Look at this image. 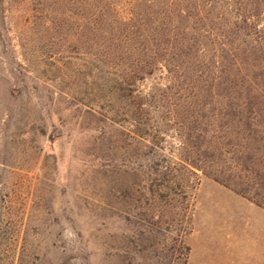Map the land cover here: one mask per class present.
<instances>
[{
  "label": "rangeland",
  "instance_id": "1",
  "mask_svg": "<svg viewBox=\"0 0 264 264\" xmlns=\"http://www.w3.org/2000/svg\"><path fill=\"white\" fill-rule=\"evenodd\" d=\"M55 1L0 0V264H187L195 218H264L179 159L173 123L134 134ZM111 1L127 19L148 0Z\"/></svg>",
  "mask_w": 264,
  "mask_h": 264
},
{
  "label": "trees",
  "instance_id": "2",
  "mask_svg": "<svg viewBox=\"0 0 264 264\" xmlns=\"http://www.w3.org/2000/svg\"><path fill=\"white\" fill-rule=\"evenodd\" d=\"M63 2L85 41L72 53L129 104L134 134L173 123L185 165L264 209V0H148L127 19L111 0Z\"/></svg>",
  "mask_w": 264,
  "mask_h": 264
},
{
  "label": "crops",
  "instance_id": "3",
  "mask_svg": "<svg viewBox=\"0 0 264 264\" xmlns=\"http://www.w3.org/2000/svg\"><path fill=\"white\" fill-rule=\"evenodd\" d=\"M189 245L188 264H264V218H195Z\"/></svg>",
  "mask_w": 264,
  "mask_h": 264
}]
</instances>
